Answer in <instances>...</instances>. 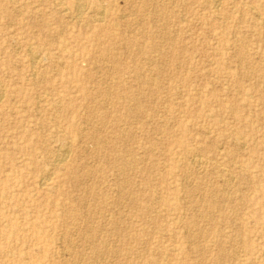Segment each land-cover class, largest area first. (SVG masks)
I'll return each instance as SVG.
<instances>
[{
  "label": "rangeland",
  "instance_id": "1",
  "mask_svg": "<svg viewBox=\"0 0 264 264\" xmlns=\"http://www.w3.org/2000/svg\"><path fill=\"white\" fill-rule=\"evenodd\" d=\"M218 1L0 0V264H264V0Z\"/></svg>",
  "mask_w": 264,
  "mask_h": 264
},
{
  "label": "bare ground",
  "instance_id": "2",
  "mask_svg": "<svg viewBox=\"0 0 264 264\" xmlns=\"http://www.w3.org/2000/svg\"><path fill=\"white\" fill-rule=\"evenodd\" d=\"M217 1H218V0H217ZM220 2H221V1H220ZM80 3H81V2H80ZM215 3H216V2H215ZM218 3H219V1H218ZM218 3H217V4H218ZM216 6H217V5H216ZM65 9H66V8H65ZM80 9H81V7H80ZM82 9H83V8H82ZM104 10H105V9H104ZM79 11H80V10H79ZM101 11H102V10H101ZM257 13H258V12H257ZM102 14H103V13H102ZM258 14H259V13H258ZM93 17H94V16H93ZM93 17H92V18H93ZM96 19H97V18H96ZM96 21H97V20H96ZM161 38H162V37H161ZM31 54H32V53H31ZM33 54L36 55L35 53H33ZM32 57H33V56H32ZM31 59H32V58H31ZM37 59H38V57H37ZM34 60H36V58H35ZM32 66H33V65H32ZM34 76H35V75H34ZM84 83H85V82H84ZM84 85H85V84H84ZM107 94H108V93H107ZM0 97H1V96H0ZM96 132H97V131H96ZM60 149H61V148H60ZM64 150H65V149H64ZM67 150H68V148H67ZM56 153H57V152H56ZM64 153H65V152H62V153L59 154V156H58V161H59V160H62V159L64 158ZM201 157H202V156H201ZM201 157H199V156H194V157H192V159H193V160H192L193 163H194V164H200V163L202 162V158H201ZM63 160H64V159H63ZM59 162H60V161H59ZM221 166H222V165H221ZM198 167H200V165H199ZM198 167H197V168H198ZM51 175H52V174H51ZM5 178H6V177H5ZM43 178H44V177H43ZM43 178H42V179H43ZM45 178H46V177H45ZM45 178H44V179H45ZM124 178H125V177H124ZM3 179H4V178H3ZM42 179H41V181H42ZM3 183H4V182H3ZM121 183H122V182H121ZM125 183H126V182H125ZM41 184H42V183H41ZM5 187H6V186H5ZM88 193H89V192H88ZM88 193H87V194H88ZM82 205H83V204H82ZM198 222H199V221H198ZM78 225H79V224H78ZM92 228H93V227H92ZM198 229H199V228H198ZM198 229H197V230H198ZM76 232H77V231H76ZM197 232H198V231H197ZM200 234H201V232H200ZM72 248H73V247H72ZM97 249H98V248H97ZM70 253H71V252H70ZM97 254H98V253H97ZM98 255H99V254H98ZM93 257H94V256H93ZM93 260H94V259H93Z\"/></svg>",
  "mask_w": 264,
  "mask_h": 264
}]
</instances>
